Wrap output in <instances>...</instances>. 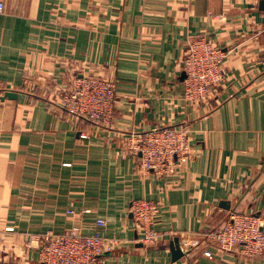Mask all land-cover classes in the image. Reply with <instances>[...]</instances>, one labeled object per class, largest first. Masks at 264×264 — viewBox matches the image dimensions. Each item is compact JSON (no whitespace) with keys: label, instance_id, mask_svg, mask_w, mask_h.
I'll return each mask as SVG.
<instances>
[{"label":"crops","instance_id":"1","mask_svg":"<svg viewBox=\"0 0 264 264\" xmlns=\"http://www.w3.org/2000/svg\"><path fill=\"white\" fill-rule=\"evenodd\" d=\"M262 1L0 0V98L19 93L0 102L2 264H40L29 234L92 233L99 219L117 244L106 264H264L207 239L230 212L264 219ZM196 35L228 54L225 83L197 105L184 101L181 66ZM83 73L117 85L109 126L60 105ZM179 126L194 149L183 171L142 172L130 135ZM142 199L160 204L153 229L165 238L152 246L130 214ZM175 238L189 254L173 263Z\"/></svg>","mask_w":264,"mask_h":264},{"label":"built area","instance_id":"2","mask_svg":"<svg viewBox=\"0 0 264 264\" xmlns=\"http://www.w3.org/2000/svg\"><path fill=\"white\" fill-rule=\"evenodd\" d=\"M4 11L5 5L0 2V15ZM227 57L224 50L214 46L204 35H196L188 41L181 63L186 76L183 81L185 102L206 103L225 83ZM116 90L114 81L83 73L75 79L73 88L61 97L62 109L78 119L109 126L114 118ZM80 138L87 139L88 136L81 133ZM128 142L140 170L159 177L181 173L194 152L187 126L132 133ZM159 212L160 204L147 199L134 201L130 207L133 225L144 245L152 246L165 238V234L153 229ZM106 228L107 222L99 219L92 233L74 227L65 234H29L28 246L39 249L40 264H106L104 255L112 253L117 246L114 240L101 234ZM5 231L14 232V229ZM207 239L222 252L239 250L243 258L264 261V219L255 215L230 212L228 219L207 235ZM205 256L213 258L210 252Z\"/></svg>","mask_w":264,"mask_h":264},{"label":"water","instance_id":"3","mask_svg":"<svg viewBox=\"0 0 264 264\" xmlns=\"http://www.w3.org/2000/svg\"><path fill=\"white\" fill-rule=\"evenodd\" d=\"M260 9L261 11L264 12V1H262L260 3ZM186 78L185 74H182V81H184ZM18 96L19 93L18 92H14V91H4L3 96L0 98V102H4L5 100H18ZM132 217V215H131ZM171 253H172V262H177L181 259H183L184 257H186L189 253H186L183 251L182 247H181V241L179 238H175L172 242H171ZM110 255V253H107L104 255V257Z\"/></svg>","mask_w":264,"mask_h":264},{"label":"rangeland","instance_id":"4","mask_svg":"<svg viewBox=\"0 0 264 264\" xmlns=\"http://www.w3.org/2000/svg\"><path fill=\"white\" fill-rule=\"evenodd\" d=\"M187 46V45H186ZM69 91H66V92H63L61 95H60V105H61V103H62V100H61V97L65 94V93H68ZM3 96V95H2ZM185 101V100H184ZM61 107H62V105H61ZM66 112V111H65ZM69 114V113H68ZM70 115V114H69ZM77 118V117H76ZM133 157V156H132ZM134 159H135V157H134Z\"/></svg>","mask_w":264,"mask_h":264}]
</instances>
